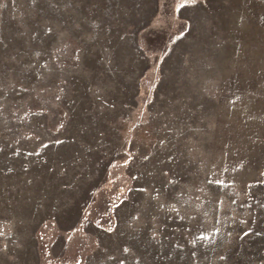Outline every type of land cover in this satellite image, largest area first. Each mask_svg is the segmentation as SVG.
Wrapping results in <instances>:
<instances>
[{
    "label": "rangeland",
    "instance_id": "rangeland-1",
    "mask_svg": "<svg viewBox=\"0 0 264 264\" xmlns=\"http://www.w3.org/2000/svg\"><path fill=\"white\" fill-rule=\"evenodd\" d=\"M0 264H264V0H0Z\"/></svg>",
    "mask_w": 264,
    "mask_h": 264
},
{
    "label": "snow or ice",
    "instance_id": "snow-or-ice-1",
    "mask_svg": "<svg viewBox=\"0 0 264 264\" xmlns=\"http://www.w3.org/2000/svg\"><path fill=\"white\" fill-rule=\"evenodd\" d=\"M125 251H127V249H125Z\"/></svg>",
    "mask_w": 264,
    "mask_h": 264
}]
</instances>
